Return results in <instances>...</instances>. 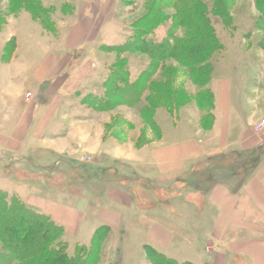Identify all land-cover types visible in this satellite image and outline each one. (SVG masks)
<instances>
[{
    "label": "rangeland",
    "instance_id": "obj_1",
    "mask_svg": "<svg viewBox=\"0 0 264 264\" xmlns=\"http://www.w3.org/2000/svg\"><path fill=\"white\" fill-rule=\"evenodd\" d=\"M34 13L39 19L34 18ZM261 17L256 0H0V93L8 89L12 91L10 95H15L26 90L24 84L31 78L30 68L48 56L49 40L62 44L56 55V70L52 72L56 73L42 82L37 94L26 92L27 102L39 104L42 122L28 138L23 159H19L23 165L17 168L10 162V156L0 155L2 196L9 202L20 200L29 206L25 199H33L38 186L42 191L37 195L46 200L69 207L81 205L86 210V225H95L100 206L94 194L111 186L130 187L127 190L136 193L139 220L132 223L130 219L126 226L116 230L110 228L99 257L91 264H153L145 256L148 243L138 233L145 232L155 221L160 224L171 221L167 225L179 242L167 252L179 264H210L206 257H196L200 250L205 253V241L201 246L192 237L193 232L185 233L180 223L192 224L208 216L205 197L218 180V170L228 168L242 182L260 170L264 172ZM154 18L161 26L149 37L159 42L173 37L183 44L191 36L189 33H204L206 26L214 30L220 48L211 56V81L204 86L196 85L190 75L192 70L175 60L157 62L145 53L120 56L112 51L128 41L134 26ZM83 20L89 22L96 35L82 48L69 51L61 41L77 21ZM82 25L79 32L86 23ZM18 43V67L6 68L3 64L12 60ZM90 63L100 70L83 82L89 68L80 74L78 71ZM125 70L128 72L124 73ZM114 73L126 78L128 85L118 82L113 90L105 89ZM141 82L146 88L153 86L148 90L143 87V94L138 96L142 98L140 102L128 105L119 101L120 96H114L119 87L126 90L125 98L130 99L136 89L125 86L134 84L138 89ZM66 86L75 89L69 92ZM64 94L67 100L61 99ZM96 99L106 103L99 104ZM225 102L231 110L226 121L232 130L230 147L220 149V110ZM104 104L108 109L98 108ZM145 109L149 111L144 112ZM242 124L251 143L259 141L258 146L245 149L239 143ZM180 127L186 133L179 134ZM190 136L208 146L203 160L195 166V173L186 176L188 181H182L181 189L192 191L190 197L161 196L155 192L162 187L161 183L149 184L145 179L138 184L130 183L133 177L156 175L157 170L149 160L154 148L164 144V138L169 144ZM149 145L154 148L147 150ZM52 161L57 165L42 166ZM242 204L250 220L264 222V214L247 198ZM29 207L42 212L39 206ZM10 221V215L0 207V223L6 226ZM97 228L92 226L90 235L87 227L73 235L66 230L60 241L71 256L78 247L90 246ZM229 264L242 262L232 257Z\"/></svg>",
    "mask_w": 264,
    "mask_h": 264
},
{
    "label": "crops",
    "instance_id": "obj_2",
    "mask_svg": "<svg viewBox=\"0 0 264 264\" xmlns=\"http://www.w3.org/2000/svg\"><path fill=\"white\" fill-rule=\"evenodd\" d=\"M77 22V25L66 33L64 41H61L64 42L63 45L65 44L69 51L82 48L91 36L96 35L95 31L89 28V22L86 20ZM85 23L86 27H82L79 32L78 28ZM78 33L81 34L78 35ZM49 43L51 45L46 47L48 56L45 57V61L30 68L32 70L31 78L27 84H24L27 80L24 83L21 82L25 86L27 85L26 90H21L15 95H10L12 91L8 89H3L2 93H0V155L10 156V162L17 168L23 165L21 164L22 160L19 159H23L21 155L27 148L30 134L32 132L35 133V130L41 127L42 122L40 121L41 110L38 106L39 104L37 105L33 100L27 102L26 92L29 90L32 95L37 94L41 90L42 82L56 73L52 72L56 70L54 68L57 62L56 55L60 53H57V51L62 44L59 45L57 41L53 44L52 40H49ZM19 54L20 43H18L17 51L12 60L3 65L6 68L18 67L16 60ZM88 68L89 72L85 74L83 82L87 78L90 80L100 70L96 65L94 66L90 63L88 67L86 65L81 67L78 74ZM68 83L70 84V81ZM65 88L69 92H71V89H75V87L70 88L67 86ZM48 89H51V86ZM61 99L67 100L68 97L64 94ZM220 103H222V99H220ZM221 108L222 134L218 142L220 149H227L230 147L228 141L232 129L229 128L230 122L228 125L226 119L230 118L231 110L228 109V103L226 104V102ZM242 128L241 131L243 132L240 134L239 143L245 149L258 146L256 144L259 141L256 142L255 140V143H251L250 137L246 135V126L242 124ZM43 131L47 130L44 129ZM177 131L179 134L186 133L183 127H180ZM194 136H190L189 139L183 141L178 139L177 142L169 144L164 138V144L158 148H154L153 145L147 146V150L154 148L153 155L149 161L156 168L157 173L154 176L133 177L130 183L132 185L138 184L145 179L148 180L149 184L161 183L160 186L162 187H158L157 191H155L161 196L168 195L179 199L185 198V196L190 197L192 191L184 190L185 192H183L181 189L182 181H188L187 178L192 173H195V166L203 160L208 151L207 144L201 139H194ZM261 141L263 140L260 139ZM55 162L52 161L48 165L45 163L42 166L57 165ZM136 164L138 166L141 163ZM216 174L218 180L205 197L208 216L198 221L195 220L192 224L180 223V228L185 233L193 232L192 237L198 240L201 246H204L203 241H205V253L203 254V250H200L196 257H206L210 264H229L232 257L241 260L242 264H264V222L256 223L250 220L242 204L243 200L247 198L256 210L264 214V172L260 170L250 175L243 182L237 177H233L234 174L229 172L228 168L218 170ZM108 183L111 184L109 181ZM127 189L131 190L130 187ZM127 189L111 186L110 189L104 192L94 194L96 204L100 206L98 211L99 220L95 224L96 227L109 226L111 229H118L126 226L130 219L132 223L139 220L137 219L140 216V212H137L139 209L136 203V193H132ZM35 190L38 192L42 191L38 186H36ZM38 192L36 196L34 195L35 197L32 196L33 199H25V202L32 207L39 206L43 213L51 216L55 223L65 228V233L68 230L73 235L84 227H87L88 235L93 232L90 231V228L95 225H86V210L81 205L77 204L78 206L70 207L59 205L53 201L46 200L42 195H37ZM165 217L167 218V216ZM165 222L160 224L155 221L148 226L145 232H140L138 235L148 243L146 245L152 246L167 257L174 259L175 256L167 252V250L177 246L176 243L179 242V239H176L175 233L168 226L171 221Z\"/></svg>",
    "mask_w": 264,
    "mask_h": 264
},
{
    "label": "trees",
    "instance_id": "obj_3",
    "mask_svg": "<svg viewBox=\"0 0 264 264\" xmlns=\"http://www.w3.org/2000/svg\"><path fill=\"white\" fill-rule=\"evenodd\" d=\"M256 2L262 16V27L264 29V0H256ZM33 16L39 19L35 13ZM185 25H187V21H185ZM160 26V21L155 18L142 21L134 26L133 35L128 41L121 46L115 47L112 51L120 56L131 52L145 53L152 57L153 61L157 62L175 60L187 69L192 70L190 75L196 85L204 86L208 81H211V78H209L210 73L212 74L210 69L211 56L220 48L214 30L207 29L208 27L206 26L204 33H189L191 36L182 44L180 41L173 40V37L162 42L150 38L149 36L155 34V31ZM127 72L126 70L124 71V73ZM118 82L128 85L126 78L114 73L104 87L105 89L113 90L112 88ZM132 85L129 88L125 86L126 89H136L135 93L133 91L134 96H131L130 99L125 98L126 90L123 91L119 87L118 93L114 94V96H120L121 100L119 101L132 105L142 100L138 96L143 94V87L148 90L153 86V84L151 86L147 85L146 88V85L141 82L140 87L137 89V85ZM139 89L141 90L138 91ZM96 100L99 104L100 102L106 103V101H100V99ZM98 108L101 110L108 109L105 104ZM147 111L149 109L144 110V112ZM3 194L0 191V207L10 215L11 221L6 226L0 223V252L2 254L0 255V263L91 264L92 261L96 260V257H99L100 247L107 234L111 231L109 226L98 228L92 237L90 246H80L70 256L64 249L65 245L63 246L60 241L65 234L63 226L55 223L51 216L33 210L20 200L9 202L6 197L2 196ZM145 256L150 257L153 264H179L176 260L167 257L152 246L145 247Z\"/></svg>",
    "mask_w": 264,
    "mask_h": 264
}]
</instances>
